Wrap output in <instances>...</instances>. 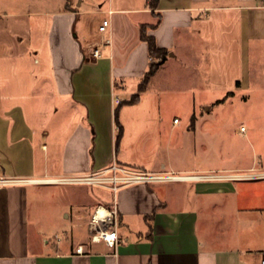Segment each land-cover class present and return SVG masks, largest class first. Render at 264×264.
<instances>
[{
	"label": "crops",
	"instance_id": "1",
	"mask_svg": "<svg viewBox=\"0 0 264 264\" xmlns=\"http://www.w3.org/2000/svg\"><path fill=\"white\" fill-rule=\"evenodd\" d=\"M58 3L62 5L44 12L49 16L44 29L50 26L51 34L49 67L33 65L21 49L20 20L0 19V175L55 178L116 163L147 172L223 176L135 182L115 190L102 186L114 191V199H93L69 211L58 206L74 226L86 216L88 235L93 208L114 204L118 212L114 246L92 244L73 229L65 230L66 236L56 242L34 236L30 232V211L38 201L34 186L58 183L1 185L0 264H263L264 140L253 143L250 132L251 158L237 150L235 162L178 167L161 159L150 166L127 156L129 148L148 150L150 141L125 139L119 116L121 136L115 144L114 112L123 100L116 103L114 97H119L116 90L134 93L148 66L141 24H155L147 33L169 50L149 83L182 57L191 58L196 89L226 92L217 101H226L228 91L234 95L252 86L264 87V0H158L155 8L148 0ZM14 14L18 12L4 13ZM104 18L108 25L100 33ZM23 22L25 32H32L30 18ZM52 45L58 47L57 56ZM96 46L99 55L94 58ZM201 103L206 110L213 106L209 100ZM65 108L68 116L62 113ZM72 122L75 125L64 131ZM98 138L107 150L105 160L97 159ZM162 149L163 155L173 152L170 141ZM220 154L223 159L225 153ZM78 245L83 252H76Z\"/></svg>",
	"mask_w": 264,
	"mask_h": 264
},
{
	"label": "rangeland",
	"instance_id": "2",
	"mask_svg": "<svg viewBox=\"0 0 264 264\" xmlns=\"http://www.w3.org/2000/svg\"><path fill=\"white\" fill-rule=\"evenodd\" d=\"M59 1L0 0V19L12 17L20 20L19 28L23 39L21 49L29 55L30 62L34 61L33 65L49 67L51 34L48 33L50 26L44 29L46 17H49L44 12L48 8L61 6ZM8 11L18 14L4 15ZM28 18L33 23L30 33L25 32V22H23ZM46 23L50 25L51 20L48 19ZM53 51L57 56V45L53 46ZM195 82V76L191 73V58L181 57L159 72L149 83L148 90L141 93L136 102L127 103V99L132 95L129 93L131 91H115L118 98L123 100L118 116L125 128V139L134 142L147 139L150 141L148 150L129 148L126 150L127 156L137 159L138 162L143 160L150 166L162 159L166 164L178 167L235 162L237 150L246 152L251 158L248 134L250 132L253 134L251 140L255 144L264 140V102H257V100L264 101L262 84L261 87L252 86L234 95L233 92L227 94L229 98L227 97L226 101H217L224 97L226 92L196 89L198 86ZM135 91L136 89L132 92ZM203 97L213 103L211 109L206 110L202 105ZM62 113H65V116L70 114L67 108L63 109ZM174 117H177L178 123L173 122ZM74 125V122L68 124V128L64 131ZM253 125L256 126L255 131L251 130ZM169 141L173 152L169 156L165 153L163 155L161 147L167 148ZM98 143L97 159L105 160L108 157L106 147L100 138ZM221 151L225 153L223 159H221ZM34 187L37 190L38 201L30 211V232L34 236L45 237L51 242L64 238L65 230L72 229L77 232L76 235L80 239L88 237L86 216L82 215L78 225L74 226L72 220L61 213L59 205L69 211L70 208L80 207L83 203L88 204L93 199H114L115 194L108 188L84 183L44 184ZM48 198L51 199V203L48 202Z\"/></svg>",
	"mask_w": 264,
	"mask_h": 264
},
{
	"label": "built area",
	"instance_id": "3",
	"mask_svg": "<svg viewBox=\"0 0 264 264\" xmlns=\"http://www.w3.org/2000/svg\"><path fill=\"white\" fill-rule=\"evenodd\" d=\"M108 25V19H102L98 25L100 33L106 31ZM91 55L96 58L99 55V47L93 48ZM120 100L118 97H114V102L118 103ZM177 117L173 121H177ZM225 175V174H224ZM237 176V174H232ZM191 176L198 177H220L222 174H206V175H178L176 173L169 172H147L141 170L127 169L116 163H112L110 166L86 174L68 175L55 178H26V177H9L0 175V186L6 184H18L29 182H41V183H84L95 184L99 186H107L112 190H115L122 184H129L135 182H150L161 180H174L179 178H190ZM118 212L116 206L97 204L87 222L88 240L92 244L104 242L109 246H114L118 242ZM76 252H83L82 245L76 247ZM264 264V259L261 261Z\"/></svg>",
	"mask_w": 264,
	"mask_h": 264
},
{
	"label": "trees",
	"instance_id": "4",
	"mask_svg": "<svg viewBox=\"0 0 264 264\" xmlns=\"http://www.w3.org/2000/svg\"><path fill=\"white\" fill-rule=\"evenodd\" d=\"M158 0H148L149 6L151 8H155L157 6ZM155 24H141L140 25V38L147 43V49H148V54H149V63L144 71L138 85L137 89L134 93H132L131 97L127 99L128 103H134L139 99V95L142 91H144L151 79V77L157 72L159 69L160 65L163 63V61L166 59L169 50L164 48V47H159L156 44L155 37L151 34L147 33V28L148 26H154ZM233 91H228L227 94H231ZM118 109L119 106L115 108V120L118 124V132L116 135L115 139V144L117 145L118 140L120 139L121 136V126L118 123Z\"/></svg>",
	"mask_w": 264,
	"mask_h": 264
},
{
	"label": "bare ground",
	"instance_id": "5",
	"mask_svg": "<svg viewBox=\"0 0 264 264\" xmlns=\"http://www.w3.org/2000/svg\"><path fill=\"white\" fill-rule=\"evenodd\" d=\"M192 177V176H191ZM195 178V177H194Z\"/></svg>",
	"mask_w": 264,
	"mask_h": 264
}]
</instances>
